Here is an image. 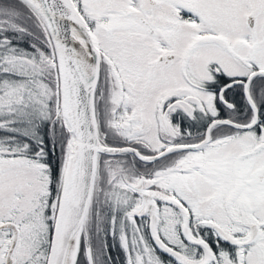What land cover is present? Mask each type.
I'll list each match as a JSON object with an SVG mask.
<instances>
[{
  "label": "snow or ice",
  "instance_id": "snow-or-ice-1",
  "mask_svg": "<svg viewBox=\"0 0 264 264\" xmlns=\"http://www.w3.org/2000/svg\"><path fill=\"white\" fill-rule=\"evenodd\" d=\"M0 264H264V0H0Z\"/></svg>",
  "mask_w": 264,
  "mask_h": 264
}]
</instances>
